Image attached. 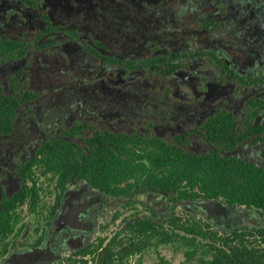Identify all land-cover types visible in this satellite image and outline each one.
Segmentation results:
<instances>
[{
    "label": "flooded vegetation",
    "instance_id": "1",
    "mask_svg": "<svg viewBox=\"0 0 264 264\" xmlns=\"http://www.w3.org/2000/svg\"><path fill=\"white\" fill-rule=\"evenodd\" d=\"M194 1L201 5L189 11V0H0V39L13 43L12 49L0 54V75H4L0 76V90L15 99H19L23 89L35 95L31 100L23 98L20 101L11 120V133L0 134V138L12 135L19 110H25L23 116L36 128V133H40V138H33L18 157L0 150V210L23 187L22 166L29 164L46 142L73 128L76 134L63 138L81 148L85 145L84 139L94 134L125 135L130 139L137 136L141 141L158 140L178 146L189 155L217 153L264 169L254 162V154L261 155L264 148V104H251L255 99L264 103V0ZM188 20L191 25H188ZM233 49L236 53H243L244 62L252 66L238 68L234 60L239 56L231 55ZM57 51L97 65L98 71L93 73L102 81H114L109 88L115 92L120 90V83L139 71L160 73L174 80V93L186 99L182 103L183 118L174 126L165 128L169 131V138L156 134L155 126L147 123L140 129L124 132L100 129L88 121L91 117L88 115L83 116L84 121L50 135L47 128L40 126V120L31 109L37 94L29 89V83L39 56L52 55ZM157 63L160 65L156 66ZM225 68L239 77L255 81L238 84L225 72ZM182 84L185 86L183 90L180 89ZM121 87L124 90L125 87ZM228 88L235 91L232 95L239 98V105L231 101L234 98L228 99ZM238 92L241 94L236 97ZM237 111H240L239 119ZM127 112L123 116L119 112L106 113V116L135 121ZM220 114H226L231 120L229 138L223 142H218L221 125L215 122ZM186 127H190V131L182 132ZM192 133L203 139L210 148L208 152L190 153L185 148ZM247 148L246 157L242 156V150ZM76 184H82L80 186L92 190V193L80 194L76 200L80 212L68 213L62 205L68 191ZM142 195L145 196L144 201L139 199ZM216 203L223 202L201 198L175 200L149 186H140L125 197H112L90 188L85 182L73 181L56 213L52 214L50 209H39L37 214H33L28 212L26 205L21 207L20 212L26 208L32 219L31 223L22 221L25 227L19 238L34 234V241L39 236L43 241L39 246L32 243L31 249L22 253H17L14 247L10 255H21L24 264H31L34 255L37 262L56 253H61L62 258L69 257L93 244L87 243L95 234L91 227L93 220L87 218L104 219L106 225L122 224L121 228L139 219L157 223H164L169 218L200 219L210 223L204 217L209 205ZM223 204L222 216L225 217L222 218L231 222L232 227L219 232L259 227L246 225L257 223L258 219L249 215L252 212L259 216L254 210ZM178 207L180 212L176 211ZM46 215L50 220L49 226L44 221ZM240 220L245 221L244 225ZM259 223L264 225V218L261 217ZM8 254L0 262L5 261Z\"/></svg>",
    "mask_w": 264,
    "mask_h": 264
},
{
    "label": "trees",
    "instance_id": "2",
    "mask_svg": "<svg viewBox=\"0 0 264 264\" xmlns=\"http://www.w3.org/2000/svg\"><path fill=\"white\" fill-rule=\"evenodd\" d=\"M12 45L0 39V54ZM225 72L238 84L255 81L239 77L229 68ZM18 98L0 90V134L11 133L18 104L35 95L23 89ZM251 104L264 103L255 99ZM230 121L226 114L215 118L221 125L218 142L229 138ZM76 132L74 128L66 130L49 140L29 164L22 166L23 187L0 210V260L15 247L25 227L21 207L26 205L33 214L39 209H50L54 214L73 181L85 182L112 197H125L140 186H149L175 200L221 201L254 210L264 218V169L250 162L217 153L189 155L178 146L158 140L141 141L137 136L130 139L110 133L84 139L81 148L63 138ZM44 221L49 226L48 215ZM121 227L117 225L111 237H97L82 250L47 264H143L142 258L150 252L157 257L152 264H168L158 250L169 246L182 254L183 264H264L262 226L219 232L200 219L169 218L164 223L139 219ZM42 241L39 236L33 246Z\"/></svg>",
    "mask_w": 264,
    "mask_h": 264
},
{
    "label": "rangeland",
    "instance_id": "3",
    "mask_svg": "<svg viewBox=\"0 0 264 264\" xmlns=\"http://www.w3.org/2000/svg\"><path fill=\"white\" fill-rule=\"evenodd\" d=\"M189 3V11L196 8V5H201L194 0H189ZM187 23L191 25L190 20ZM233 34L236 33L234 32ZM235 37L237 38V36ZM225 38L223 37V39ZM230 38L232 39L233 36ZM232 46L234 47V45ZM230 53L233 57L239 56V59L234 60L238 68L243 67L246 69V67L252 66V64L244 62L243 53H236L235 49ZM42 55L39 56L38 61L35 62L33 67L34 71L30 78L29 89L37 94V98L31 109H33L35 116L40 120V126L47 128L50 135L59 133L66 126L84 121L85 118L83 116L88 115L92 117L88 121L91 120L94 126L100 129L106 128L110 131L124 132L140 129L147 123L148 125L153 124L155 126L156 134L169 138V131L165 130V128L168 125L174 126L177 124L185 114L182 103L186 99L180 94H175L176 84L174 80H170L160 73L153 72L150 74L148 71H139L132 75L130 79H127L126 82L120 83V90L115 92L109 88L112 87L114 81H102L100 77H96L97 74L93 73V71H98L99 67L97 65H93L85 59L71 56L64 51H57L52 55ZM90 71L92 72L89 73ZM0 76L4 77V75ZM115 81L119 82L120 80ZM2 83H4V78H2ZM121 85L125 87L124 90H122ZM180 89H185V86L182 84ZM232 92L235 91L227 89V97L230 96L228 98L230 100L234 98ZM237 94L241 93H236V97ZM231 101H236L237 105L240 104L239 98H234ZM227 105H230V103L227 102ZM24 111H18L13 124L14 130L12 135L0 138V150L4 153L12 152L15 157H18V153L21 150L27 149L33 138H40V133H36V128L23 116ZM127 111H129V116H132L135 121H128L122 118L118 120L115 116H106V113L115 114L116 112H119L123 116L127 115ZM100 114L104 115V118ZM239 118L240 111H237V119ZM181 131L189 132L190 127H186ZM187 141L188 144L185 148L190 153L201 154L208 152L210 149L203 139L196 134H190ZM248 150V148L242 150V156L246 157L245 152ZM261 153L264 155V148L261 149ZM262 154H254L256 160H253L264 167V156ZM41 181L43 182V180ZM80 185L82 184H76V186H72L68 191L65 202L62 205L68 213L74 212V210L79 211L76 200L80 194L85 192L92 193V190L89 188L87 189L90 191L85 190L84 186ZM139 199L144 201L145 196L142 195ZM45 201H48V199H45ZM223 205V203L210 204L209 211L204 217L217 231H227L232 227L230 225L231 222L228 223L223 219L225 217L222 216L224 215ZM180 210V207L176 209L178 212ZM189 210H192V207H189ZM254 214L252 212L249 213L250 216L258 219L257 223L250 222L246 225L264 227V225L259 223L261 217ZM21 216L25 222L31 223L32 217L28 216L26 208H23L21 211ZM87 219L93 220L91 227L95 231V234L91 235L87 243H94L97 237H111L117 226V224L106 225L104 224L105 220L100 218ZM237 223L239 224V220ZM240 223L243 224L245 221L240 220ZM105 227L108 228L103 229ZM102 230H105V232L103 233ZM34 238V234H25L19 238L15 246L17 248L16 252L22 253L30 250ZM158 251L168 264H183L184 258L182 254L170 246L161 247ZM10 252H12V249L9 251L8 258L0 262V264H24L21 255H10ZM63 252H66V250L64 249ZM35 258L36 255L33 256L31 264L56 262L62 259V254L56 253L53 256L40 259L39 262L35 261ZM156 261L157 257L154 252H150L142 258L143 264H152Z\"/></svg>",
    "mask_w": 264,
    "mask_h": 264
}]
</instances>
